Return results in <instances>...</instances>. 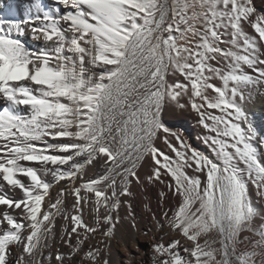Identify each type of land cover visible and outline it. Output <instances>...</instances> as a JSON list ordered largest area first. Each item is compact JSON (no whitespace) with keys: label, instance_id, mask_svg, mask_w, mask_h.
Here are the masks:
<instances>
[{"label":"snow or ice","instance_id":"snow-or-ice-1","mask_svg":"<svg viewBox=\"0 0 264 264\" xmlns=\"http://www.w3.org/2000/svg\"><path fill=\"white\" fill-rule=\"evenodd\" d=\"M55 3L0 18V264H112L116 225L139 230L133 184L157 188L160 202L139 264H264L249 197V185L264 196V151L244 107L264 97V10L255 0ZM15 8L0 0L4 16ZM26 32L41 46H26ZM188 108L211 155L164 119ZM244 232L250 247L238 251Z\"/></svg>","mask_w":264,"mask_h":264},{"label":"bare ground","instance_id":"bare-ground-1","mask_svg":"<svg viewBox=\"0 0 264 264\" xmlns=\"http://www.w3.org/2000/svg\"><path fill=\"white\" fill-rule=\"evenodd\" d=\"M32 2L33 0H16L15 12L11 16H4L0 13L1 18L23 20L29 15H35V8L32 6ZM42 3L47 8H55L57 6L63 7L62 5H57L55 0H42ZM255 4L258 10H264V2H262V0H255ZM13 35L16 34L14 33ZM21 39L28 47L37 48L41 46L37 41L32 39L31 34L28 32H26ZM177 78L180 80L183 79L182 77H179L178 74ZM244 107L247 117L252 123L257 134L256 147L264 151V148H261L259 143L260 139H264V97L259 95V93H254L251 98L246 100ZM164 119L166 120L168 126L173 130L182 132L183 136L193 147L211 155L210 149L203 143V137L207 135V133L200 124L198 115L190 108L183 111L170 109L167 113H165ZM157 143L162 149L164 148L161 141H158ZM149 168L150 162L145 163L141 169V175H146ZM86 172L88 175H92L93 169L88 168L86 169ZM131 190L134 195L130 202L132 204L133 215L135 216L139 230L137 232V230L132 229L130 227V221H122L116 225L115 239L112 241L111 249L112 264H139L141 260L140 254L150 251L151 234L146 236L144 233L150 226L152 214L158 213L160 210L157 188L148 184H145L141 188L133 184ZM55 194L56 190L53 189L52 195L55 196ZM81 195H84L83 190ZM249 197L257 213V216L254 219V224L258 226L264 223V196L258 195L256 189L249 185ZM89 203L91 204V201ZM145 204L148 205L147 209L144 207ZM119 215L121 217L126 216V209L121 208ZM89 217L90 208H86L84 212L85 221H89ZM60 223L61 222L58 219V230ZM244 236H252V234L247 232L241 233V243L238 245V251H243L245 248L250 247L248 242L243 240ZM252 238L255 239L256 237ZM55 240L56 243L51 245L53 248L60 246L59 235L56 236ZM61 251H66V249L61 247Z\"/></svg>","mask_w":264,"mask_h":264},{"label":"rangeland","instance_id":"rangeland-1","mask_svg":"<svg viewBox=\"0 0 264 264\" xmlns=\"http://www.w3.org/2000/svg\"><path fill=\"white\" fill-rule=\"evenodd\" d=\"M0 18H1V14H0Z\"/></svg>","mask_w":264,"mask_h":264}]
</instances>
